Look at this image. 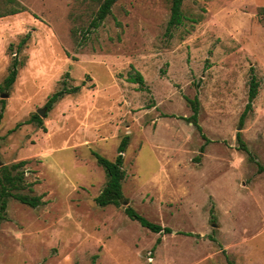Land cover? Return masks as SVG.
<instances>
[{
    "label": "rangeland",
    "instance_id": "obj_1",
    "mask_svg": "<svg viewBox=\"0 0 264 264\" xmlns=\"http://www.w3.org/2000/svg\"><path fill=\"white\" fill-rule=\"evenodd\" d=\"M16 1L0 17V169L25 160L17 192L42 203L8 199L0 264H264V0H184L169 31L170 0H117L96 28L99 0ZM195 97L205 137L187 120ZM125 135L123 199L101 207L92 152L113 160Z\"/></svg>",
    "mask_w": 264,
    "mask_h": 264
},
{
    "label": "trees",
    "instance_id": "obj_2",
    "mask_svg": "<svg viewBox=\"0 0 264 264\" xmlns=\"http://www.w3.org/2000/svg\"><path fill=\"white\" fill-rule=\"evenodd\" d=\"M117 0H99V5L94 17L91 19L89 27L96 28L104 21V19L111 13V9L113 4ZM184 0H170V16L167 21L166 30L169 31L172 27L179 26L182 24L184 19V14L182 11V3ZM16 0H0V17L15 14L20 11V7L14 6L16 4ZM257 17L261 22H264V5L257 7ZM89 28V29H90ZM26 38H23L22 42H25ZM17 62L14 61L11 65L9 73L5 78V86L10 87L17 75ZM249 73V82H248V91H247V101L245 103L244 109L240 114L239 125L242 126L244 123L245 117L252 112L253 110V102L258 94L259 82L254 72V68L250 67ZM68 76V72L65 73ZM128 81L137 83L140 89H144L145 80L143 75L139 71H135L134 74H130L128 76ZM79 86L72 87V91H77ZM66 93V88L55 91L52 93L46 103L45 106L51 109L52 104L63 97V94ZM191 104V108L193 113L187 117V120L195 126V128L201 133L203 137L204 134L202 132L201 126L198 124V98L195 97L193 99H188ZM36 120L37 123L42 127V119L35 114L32 119L27 120L26 123H30L31 121ZM236 138L239 142V147L245 151H247V146L244 140L242 139L241 132H236ZM208 141L207 139H205ZM129 142V136L125 135L120 140L117 146V154L113 160L108 159L107 157L101 155L100 153L93 151L96 162L99 166H101L106 175V181L103 188L100 190L99 194L95 197V202L97 205L104 207L106 205H119L120 200L123 199V191H122V180L125 176V172L123 169V160H124V152ZM206 143V142H205ZM199 156H196V160H199ZM26 161L21 160L12 164L10 167H2L0 169V222L6 218V207L9 198H14L19 202L26 204L30 207H36L40 203H42V198L40 195L35 194H23L17 192L18 189L23 187L25 184L23 182V173L17 172L16 174H12V169H17L25 165ZM124 212L131 219L136 220L140 223L141 226L148 228L154 233H169L171 232V228L168 226H163L161 224L153 223L147 220L145 217L141 216L137 211H135L131 205H127L124 208ZM191 234V233H187ZM160 242V237H158L155 241V245Z\"/></svg>",
    "mask_w": 264,
    "mask_h": 264
},
{
    "label": "water",
    "instance_id": "obj_3",
    "mask_svg": "<svg viewBox=\"0 0 264 264\" xmlns=\"http://www.w3.org/2000/svg\"><path fill=\"white\" fill-rule=\"evenodd\" d=\"M4 95L5 94H3L2 96H4ZM44 111H45V108H40V109L37 110V113L42 117L44 115Z\"/></svg>",
    "mask_w": 264,
    "mask_h": 264
}]
</instances>
